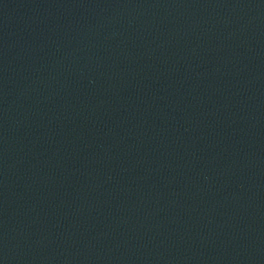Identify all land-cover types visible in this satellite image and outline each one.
<instances>
[{
	"label": "water",
	"instance_id": "1",
	"mask_svg": "<svg viewBox=\"0 0 264 264\" xmlns=\"http://www.w3.org/2000/svg\"><path fill=\"white\" fill-rule=\"evenodd\" d=\"M0 264H264V0H0Z\"/></svg>",
	"mask_w": 264,
	"mask_h": 264
}]
</instances>
